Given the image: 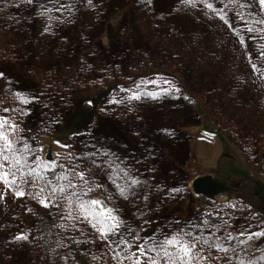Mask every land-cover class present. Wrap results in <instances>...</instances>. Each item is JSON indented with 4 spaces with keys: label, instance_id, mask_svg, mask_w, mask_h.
<instances>
[{
    "label": "rangeland",
    "instance_id": "obj_1",
    "mask_svg": "<svg viewBox=\"0 0 264 264\" xmlns=\"http://www.w3.org/2000/svg\"><path fill=\"white\" fill-rule=\"evenodd\" d=\"M262 21L260 0H0L3 130L33 167L56 165L34 177L0 159V264H146L141 243L181 230L229 249L198 245L192 264H264ZM61 174L120 227L101 236L72 189L52 193ZM201 174L229 189L195 194ZM35 211L61 261L38 247Z\"/></svg>",
    "mask_w": 264,
    "mask_h": 264
},
{
    "label": "snow or ice",
    "instance_id": "obj_2",
    "mask_svg": "<svg viewBox=\"0 0 264 264\" xmlns=\"http://www.w3.org/2000/svg\"><path fill=\"white\" fill-rule=\"evenodd\" d=\"M261 4H264V0H260ZM209 8L212 7L211 4L207 5ZM264 22V21H262ZM6 121H0V141L3 143H0V159L3 161H9L11 158L13 166L16 168L17 171H20L21 169H28V175H32L34 177H38L39 174L37 173L38 168H45L50 169L51 167H55L56 165L53 163L51 166L48 164H45L43 162L39 161V158H37V161H34L35 167H33L27 160V158L24 156V152L30 151L29 146L27 144L24 145L23 149H15L14 144L12 141L9 140V137L4 131V125L6 124ZM5 153H9V155H5ZM3 163H0V168H3ZM59 167L63 168V165H59ZM13 176L16 175V172L11 173ZM74 177H78L81 181H83L84 185L88 184V180L85 178V175L83 172L80 173H72ZM23 176V173H22ZM8 173H4L0 179H3L5 184H8L9 181L7 179ZM56 180H68L67 184L57 185L52 187V193H65L67 189H72L70 194L66 196V198L69 201V204H72L74 202L79 201V208L82 212L85 213V218L93 217L96 221L95 224H93V227H96L97 224L102 225L98 231H100L101 236L105 235V230L107 232H114L115 229L119 228L121 225V222L118 221V218L112 214V210L110 209H101L100 212H95V207L100 205V201L98 200H91V201H83L81 199L82 195H86L87 192L83 191V185H81V191H76L77 185L72 183L71 180H69L67 175H57ZM12 183H15V180L12 181ZM49 184L52 183V181H48ZM131 183L133 185L137 184V180H132ZM119 187L120 194L127 198L126 196V189L124 187ZM91 188H88L87 191H91ZM43 191V189H41ZM18 196H23V191H18L16 193ZM41 203H44V201H41ZM44 206H47L45 204ZM69 215H71V211L69 212ZM106 221L111 222V227L108 226ZM91 222V221H90ZM207 223V222H205ZM255 236H261L264 235V232L262 233H254ZM190 236L192 237L190 240H186L185 237ZM229 239H231V234L228 236ZM135 239H139V237H136ZM251 239V236L249 237ZM151 241V243H149ZM121 242H126L122 241ZM243 243V242H242ZM200 245L201 250L203 249L204 245H207L209 248L215 247L218 250L227 252L229 249L224 248L222 243L217 241H213L210 243L209 239L203 236H192L191 232H186L184 230H181L179 233L173 235L172 237H165L163 240H157L155 237L149 238L148 240H145L143 243L139 245V253L141 256H146V264H160L161 261L164 262V264H192L193 260H196L200 257V253L196 252L197 246ZM119 246V242L117 243V247ZM170 248H175L176 251H169ZM155 253V256L149 255V253ZM135 255V254H133ZM131 259V257H128ZM206 258V257H205ZM135 264H140V258L137 256L135 260ZM240 264H243V261H240Z\"/></svg>",
    "mask_w": 264,
    "mask_h": 264
},
{
    "label": "trees",
    "instance_id": "obj_3",
    "mask_svg": "<svg viewBox=\"0 0 264 264\" xmlns=\"http://www.w3.org/2000/svg\"><path fill=\"white\" fill-rule=\"evenodd\" d=\"M33 215L35 218L33 233L41 252L46 258H51L56 262L61 261L60 240H58L54 226L46 222L39 212L35 211Z\"/></svg>",
    "mask_w": 264,
    "mask_h": 264
},
{
    "label": "water",
    "instance_id": "obj_4",
    "mask_svg": "<svg viewBox=\"0 0 264 264\" xmlns=\"http://www.w3.org/2000/svg\"><path fill=\"white\" fill-rule=\"evenodd\" d=\"M193 192L197 195H203L206 198H212L217 193L228 190L229 187L217 177L210 174H201L194 176L190 181Z\"/></svg>",
    "mask_w": 264,
    "mask_h": 264
}]
</instances>
